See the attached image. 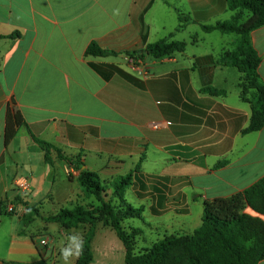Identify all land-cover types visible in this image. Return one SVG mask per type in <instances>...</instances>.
Wrapping results in <instances>:
<instances>
[{"label":"crops","instance_id":"1","mask_svg":"<svg viewBox=\"0 0 264 264\" xmlns=\"http://www.w3.org/2000/svg\"><path fill=\"white\" fill-rule=\"evenodd\" d=\"M177 11L192 19L180 31ZM234 15L226 0H0V264H64L60 248L70 236L84 240L91 226L46 218L97 204L80 186V171L55 152L47 164L30 132L79 157L82 169L109 186L108 200L116 180L140 166L125 193L133 194L137 209L147 203L154 217H167L166 228L184 232L177 236L201 226L191 228L195 205L230 197L264 177V128L244 133L252 117L244 75L223 64L241 37L219 32L213 40L218 31L203 28ZM248 18L244 12L242 23ZM251 38L264 82V27ZM162 40L185 49L163 60L147 56L138 65L124 54ZM92 42L119 55L86 56ZM209 88L225 94L213 96ZM14 107L28 127H16L6 144ZM19 177L31 184L24 195L16 187ZM41 236L50 239L47 248ZM91 251L90 264H126L123 242L103 219L96 222Z\"/></svg>","mask_w":264,"mask_h":264},{"label":"trees","instance_id":"2","mask_svg":"<svg viewBox=\"0 0 264 264\" xmlns=\"http://www.w3.org/2000/svg\"><path fill=\"white\" fill-rule=\"evenodd\" d=\"M231 11L235 12L229 22L215 26H204L207 32L235 33L241 37L236 50L224 55L223 64L238 68L244 75L241 87L244 97L252 105V117L244 133L259 132L264 128V82L259 74L261 58L252 44L251 34L264 27V0H226ZM249 13V18L242 23V14ZM178 31L185 28L192 19L177 11ZM184 43L162 40L148 44L140 51L125 52L130 61L138 65L147 56L155 60L171 58L175 52L184 51ZM86 56H118L115 51L100 48L92 42L85 52ZM97 72H103L91 64ZM211 95H222L224 91L213 88L207 90ZM15 103V102H14ZM27 126L20 111L14 107L8 110L6 119L5 143L8 144L16 135V127ZM28 127V126H27ZM33 140L45 152L47 164L52 163L51 153L55 152L60 160L79 170L78 182L87 198H94L96 205H77L71 209H61L57 214L46 218L47 221L60 222L66 226L76 227L79 224L91 226L84 237L83 254L77 264H90L93 260L91 241L96 222L103 219L116 231L126 248V264H260L264 260V177L248 189L230 197L207 199L203 203L201 226L187 236H169L155 243L152 247L136 252L137 238L143 234L141 229L130 227L127 220L141 219L142 210L134 208L124 199L127 187L133 183L135 171L126 177L119 178L113 184L114 199L108 200L104 186L98 175L82 169L83 161L79 157L68 156L56 145L46 142L30 132ZM154 211V210H152ZM32 210H28V213ZM29 215L23 222L27 224ZM21 264V263H13ZM36 264H48L42 260Z\"/></svg>","mask_w":264,"mask_h":264},{"label":"rangeland","instance_id":"3","mask_svg":"<svg viewBox=\"0 0 264 264\" xmlns=\"http://www.w3.org/2000/svg\"><path fill=\"white\" fill-rule=\"evenodd\" d=\"M220 36L219 32H215L214 36L212 37L213 40H216ZM126 177V176H124ZM121 178V177H120ZM119 180H116L118 182ZM60 184V181H59ZM79 186V185H76ZM77 195L80 194L78 190L75 191ZM111 197V196H110ZM125 199L129 201L134 208H141L139 203H136L135 197L131 192H127L124 195ZM195 197V196H194ZM202 205V204H201ZM201 205H195L194 208H192V214L189 216L190 222H191V228L196 227V225H201V212L203 206ZM142 218L141 219H132L127 220L124 223V226L129 229L137 228L141 229L143 231V234L137 238V245H136V252H142L144 249H148L152 247L153 244L165 239L166 237H169L173 234H179L184 233L181 231H178L176 228H166L164 226L165 222L167 221L166 218H156L154 215H152L151 210L148 209L147 203L144 204V208H142ZM166 225V224H165ZM193 231V230H191ZM192 233V232H191ZM112 244V242L109 243V246ZM112 246V245H111Z\"/></svg>","mask_w":264,"mask_h":264},{"label":"clouds","instance_id":"4","mask_svg":"<svg viewBox=\"0 0 264 264\" xmlns=\"http://www.w3.org/2000/svg\"><path fill=\"white\" fill-rule=\"evenodd\" d=\"M119 10H115L114 14H118ZM69 244L66 247L60 248V255L64 261V264H70V258H79L83 254L84 241L81 236L73 235L69 238Z\"/></svg>","mask_w":264,"mask_h":264},{"label":"built area","instance_id":"5","mask_svg":"<svg viewBox=\"0 0 264 264\" xmlns=\"http://www.w3.org/2000/svg\"><path fill=\"white\" fill-rule=\"evenodd\" d=\"M153 127H159V124H153ZM16 187L21 194H26L31 189V184L28 177H19L16 180ZM7 211L12 213L14 208L12 206L7 207ZM39 244L41 247L47 248L50 244V239L47 236H41L39 238Z\"/></svg>","mask_w":264,"mask_h":264}]
</instances>
